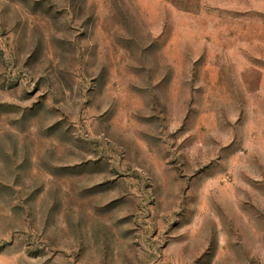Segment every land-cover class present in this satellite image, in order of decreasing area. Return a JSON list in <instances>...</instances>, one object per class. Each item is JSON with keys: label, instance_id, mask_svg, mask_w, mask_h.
Listing matches in <instances>:
<instances>
[{"label": "rangeland", "instance_id": "1", "mask_svg": "<svg viewBox=\"0 0 264 264\" xmlns=\"http://www.w3.org/2000/svg\"><path fill=\"white\" fill-rule=\"evenodd\" d=\"M0 264H264V0H0Z\"/></svg>", "mask_w": 264, "mask_h": 264}]
</instances>
